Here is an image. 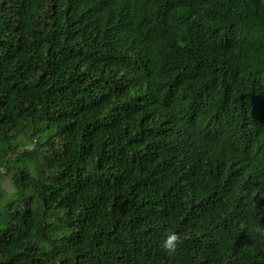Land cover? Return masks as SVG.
<instances>
[{
  "label": "trees",
  "instance_id": "trees-1",
  "mask_svg": "<svg viewBox=\"0 0 264 264\" xmlns=\"http://www.w3.org/2000/svg\"><path fill=\"white\" fill-rule=\"evenodd\" d=\"M0 264H264V0H0Z\"/></svg>",
  "mask_w": 264,
  "mask_h": 264
},
{
  "label": "clouds",
  "instance_id": "clouds-1",
  "mask_svg": "<svg viewBox=\"0 0 264 264\" xmlns=\"http://www.w3.org/2000/svg\"><path fill=\"white\" fill-rule=\"evenodd\" d=\"M177 241L178 237L175 232L166 233L165 239L163 240V248L171 252L175 249Z\"/></svg>",
  "mask_w": 264,
  "mask_h": 264
}]
</instances>
